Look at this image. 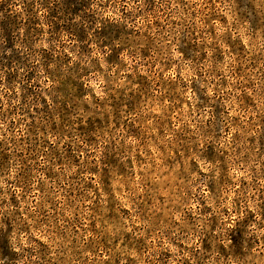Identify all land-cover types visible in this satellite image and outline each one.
<instances>
[{
    "label": "clouds",
    "instance_id": "clouds-1",
    "mask_svg": "<svg viewBox=\"0 0 264 264\" xmlns=\"http://www.w3.org/2000/svg\"><path fill=\"white\" fill-rule=\"evenodd\" d=\"M0 264H264V0H0Z\"/></svg>",
    "mask_w": 264,
    "mask_h": 264
}]
</instances>
